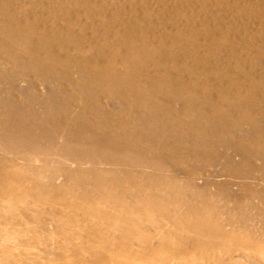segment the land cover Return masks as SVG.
Segmentation results:
<instances>
[{
	"label": "bare ground",
	"instance_id": "obj_1",
	"mask_svg": "<svg viewBox=\"0 0 264 264\" xmlns=\"http://www.w3.org/2000/svg\"><path fill=\"white\" fill-rule=\"evenodd\" d=\"M25 2L0 0V82L5 83L4 87H0V95L6 93L7 100L4 103L7 104L3 105V108L7 107L6 112H9L6 114L8 120L0 129V153H11L16 158L8 159L0 154V173L3 176L0 180L7 177L9 180L14 179L13 186L9 189L16 190L18 179L22 182L26 179L28 184L32 183L31 186L37 188V171L32 166L23 165V168L20 166L23 162L19 163V157L23 155L25 162L30 161L25 153L27 148H33L38 156H44L51 147L54 149V162L62 166L55 177L42 182L43 186L38 192H65L63 185L55 183L59 175H64L65 182L74 184L73 186H77L75 184L79 177L91 179L77 186V196L80 197L90 194L85 190L90 184L92 188H96L99 182H122L126 179L133 182L143 181L139 192L125 191L127 199L120 201V208L133 198L147 200L151 197V186L164 182L166 176L163 171L171 169L170 164L174 165L175 161L176 165L182 167L186 161L201 163L204 162L201 159L204 156L223 160L222 157L228 158L225 151H239L246 162L258 159L264 163V85L257 86L253 82L255 78H249L252 82L250 80L248 86L225 80L231 72L230 65L237 63L239 71L243 72L244 62H248V65L250 63L248 59L242 61V58L236 55L239 53V39L232 36H235L236 31L241 34V29L236 26L225 28L228 30L223 33L224 40L216 37L219 40L202 43L199 35L204 33L206 36H213L214 31H200L201 34L192 27L187 28L188 24L185 25L187 22L184 21L178 24V27L173 26L179 29L177 33L180 36H175L176 33L168 30L171 27L165 26L164 29V26L156 25L146 16H141L140 19L138 9L135 12L137 15L129 17L135 18L132 19V28L135 29L115 27L117 31L114 32L112 40H109L107 37L112 28L110 25L119 24L123 14L128 12L122 10V5L116 7L118 13L106 15L104 11L101 12L102 9L95 7L98 4L93 0H76L71 6L64 3L68 15L67 26L64 27L58 22L49 25L39 19L40 17L31 21L28 14L15 13L13 9L17 10V6L21 4L26 5ZM228 8L227 5L221 6L225 11ZM239 10L237 9L236 17L232 21L233 24L238 23V26L243 17ZM72 12L75 14L74 18H77V25L85 21L81 32L75 31L77 28L72 23ZM214 16L211 19L213 22L217 19ZM218 18H221V15ZM140 20L146 27H138ZM99 22H104L107 27H103L105 34L102 38L107 40L105 42L109 45L108 50L105 44H97L101 43L99 32L103 30L100 31V28L93 24L99 25ZM90 25L93 26L92 31H89L92 27ZM261 25H264V22ZM87 38L92 39L94 43L87 45ZM246 38L255 39L254 34L247 30ZM168 39H171L172 45H168ZM173 49H179V57L186 62L187 70L179 69L175 64L178 63V54H175ZM217 49L219 50L216 51ZM261 53L264 54V50ZM24 75L39 77L41 84H34L30 79L27 86L30 87L29 90L21 88L19 81ZM74 75H78L77 83L73 80ZM187 77L191 80L188 81ZM37 86L44 89V93L38 97L33 92L39 91L35 88ZM36 104L43 105L44 108L37 109ZM257 115L261 116L260 119ZM170 118L174 120L170 131L171 139L178 147L185 149V153L177 158L173 157L166 145L167 140L161 136H167L168 132L157 130L165 128L166 121ZM44 125H47L48 129H43ZM151 138L156 141L151 142ZM246 146H251L253 152L248 151ZM221 147H224V151L217 156L216 151ZM71 148L77 149L70 152ZM104 149L111 154V160L103 159L101 151ZM164 153L170 157L168 164L164 163ZM59 158L62 163L58 162ZM66 159L75 161L79 165L78 171L64 174L66 167L63 160ZM87 163L89 168L82 167V164ZM208 163L209 165L202 167L208 170L210 162ZM49 165L50 163L46 162L44 166ZM22 170L26 171L23 173ZM195 180L196 178H192L187 181L188 191L194 193L195 200L204 198L213 204L217 195L207 191V186L211 185L210 179H207L203 186H198ZM9 189L4 188L1 193L4 195ZM21 191L23 193V190ZM30 193L36 197L41 195L34 191ZM221 195L229 197L227 203L233 200L226 189L222 190ZM28 197L33 196L28 194ZM241 201L249 203L247 198H241ZM242 205L244 204H239L238 208H242ZM189 206L190 212L195 213L196 208L191 204ZM229 209L231 207H227L225 211L230 212ZM233 223L237 225L238 221L234 220Z\"/></svg>",
	"mask_w": 264,
	"mask_h": 264
},
{
	"label": "rangeland",
	"instance_id": "obj_2",
	"mask_svg": "<svg viewBox=\"0 0 264 264\" xmlns=\"http://www.w3.org/2000/svg\"><path fill=\"white\" fill-rule=\"evenodd\" d=\"M25 1L26 5L21 4V6H17V10L13 9L15 13H19L18 15L28 14L31 21H36L40 17L39 19L49 25L58 22L64 27L67 26L66 19L68 16L66 15L65 4L71 6L74 4L73 2H76V0H65L67 2L64 0H54V2H52L53 0ZM93 1L98 4L95 7L102 9L101 12L104 11V14L107 13L106 15L118 13L116 7L119 8L121 5L122 10L128 11L127 14H123L124 16L119 24L114 23V27L110 25L112 28H110L107 37L109 40H112L117 28H132V19L135 20V18L129 17L137 15L135 12L138 9H140L138 14H141L140 19L141 16H146L156 25L164 26V29L165 26L171 27L168 30H171L173 34L176 33L175 36H180V34L177 33L179 29L173 26L178 27V24L184 23V21L187 22L184 23L185 25L188 24L186 25L187 28L192 27L201 34L209 29L214 31L213 36H206L204 33L199 35L202 43L213 42V39L217 41L218 38L224 40L225 38L222 37L224 31L226 32L229 28L236 26L237 29L242 31L241 34L236 31L235 36H232L239 39V53L236 55L241 57L242 61L248 59L250 63L248 65V62H244L243 72L239 71L237 63L230 65L231 72L225 80H228L229 83L232 81L237 85L244 84L248 86L250 80L255 78L253 82L257 86L264 85V54L261 53L264 50V25H261L264 22V20H261L264 19V8H262L264 0H215V2L214 0H195L196 2L192 0L190 2L189 0ZM206 3L209 8H207ZM99 5H102L104 9ZM124 5L125 7H123ZM222 5L229 6L228 10L221 9ZM256 5L259 7H256ZM178 6H181V8ZM209 9L210 11H208ZM237 9H240L238 12L243 16L241 18L243 22L240 21L239 26L238 23H232L236 17ZM182 11L186 14H183ZM54 13L55 15H53ZM35 14L36 17L33 18ZM70 14L74 15L72 23L77 28L75 31L81 32V26L85 21L83 20L80 25H77V18H74L75 14L73 12ZM206 15H209V17ZM213 15H215L214 18H217L214 20L215 22L211 20ZM220 15L221 18H218ZM225 18H228V20ZM250 18L254 21L249 20ZM170 21L175 24L172 25ZM140 22L139 28L146 27L141 20ZM204 22H207L206 25L203 24ZM247 22L249 23L246 24ZM244 24L246 26H243ZM93 25L99 27L100 31L103 30L99 32L101 43L97 44H105L106 49H110L105 42L106 39L102 38L105 34L104 29H107L104 22ZM185 25H183L184 28H186ZM115 27L117 28L115 29ZM225 28L228 29L225 30ZM92 30L93 26L89 28V31ZM142 30L140 29V31ZM246 30L254 34L255 39L246 38ZM219 42L222 44L221 40ZM86 43L88 45L94 42H92V39L87 38ZM167 43L172 45L171 39H168ZM230 45L229 43L228 46L230 47ZM173 51L178 54L176 59L178 63L175 64L178 65L179 69L185 68L187 70L186 62L182 57H179V49H173ZM1 70L0 68V75ZM254 73H258V75ZM251 75L252 77H250ZM30 79L34 84H41L39 77L24 75L19 81V86L29 90L30 87L27 88V86ZM231 79H234V81ZM73 80L77 83L78 75H74ZM187 80L189 81L191 78L188 79L187 77ZM216 81L218 82V80ZM1 86L4 87L5 83L0 82ZM35 88L39 90L33 91L36 97L44 93L41 86ZM6 100V93L1 94L0 129L8 120L7 107L3 108V105L6 106L7 104L4 103ZM35 107L37 109L44 108L40 104H36ZM98 108H100V105H98ZM257 117L260 119L261 116L257 115ZM166 123L165 128L157 130L168 132L167 136L163 134L161 136L167 140L166 145L172 152L173 157H180L185 153V149L178 147L170 135L174 120L170 118ZM42 128L46 130L48 126L44 125ZM154 141L156 140L151 138V142ZM250 147L246 146L248 151L253 152ZM48 149L44 156H38L34 153L33 148H27L25 153L31 162L28 160L25 162L23 160L24 155L19 157L21 159L19 163L23 162L20 165L21 167L25 168L23 165L32 166L37 171V188H33L32 183L28 184L26 179H24V182L18 179L16 182L20 185L15 182L16 190L9 189L13 186L14 179L9 180L7 177V180H0V264H264V163L262 161L250 159L246 162L239 151H225L228 158L222 157L223 160H214L210 156L209 159L204 156L201 158L204 162L201 163L199 161H186L182 167L176 165L175 161L174 165L170 164L171 169L168 168L163 171V175L166 176L164 182L151 186V197L149 196L147 200L133 198L121 209L118 205L120 201L126 198L127 193L125 191L139 192L140 187L143 186V181L133 182L126 179L122 182H99L96 188H92L90 184L85 189L90 192V196L80 197L77 196V186H80L81 182H88L90 178L79 177V181L75 184L77 186H73L74 184L65 182L64 175H59L56 178L57 180L55 179V183L60 186L63 185L66 188L65 192H60V190L55 193H50L47 190L43 193L38 192L37 190L43 186L42 182L53 177L62 167L60 163L54 162V156L52 155L54 149L51 147ZM76 149L71 148L70 152H75ZM89 150L91 149L89 148ZM223 151L224 147L216 151V153L218 152L217 156ZM0 152H2L1 146ZM101 153L103 159L111 160V154H108L107 150L104 149ZM167 153H164L166 158H164L165 161L163 160L166 164L171 161ZM0 154L8 159H16L11 153ZM61 160L59 158L58 162H61ZM206 160L210 162L208 170L206 167H202V165H209ZM63 161L66 167L64 174L78 171L79 165L75 161L68 159ZM46 162L50 165L44 166ZM104 165L106 166V163ZM82 167L89 168L90 165L88 163L82 164ZM25 171L22 170L23 173ZM0 177H3L2 173H0ZM41 178L43 180H40ZM192 178H196L195 182L198 186L205 185L206 180L210 179L211 185L207 186V191L209 194L217 195L213 204L204 198L195 200L194 193L189 192L190 190L188 191L187 187V181ZM4 188L9 189V192H5L6 194L3 195L1 192ZM224 189H226V192H230L231 197H233V200L229 203H227L229 197L221 195ZM21 190H23V193ZM29 191L41 193V195L36 197ZM217 193L221 194L218 195ZM28 194L33 197H28ZM241 198H247L249 203H243ZM189 204L196 208L195 213L190 212L189 208L191 207ZM239 204L244 205H242V208H238ZM227 207H231L230 212L225 211ZM234 220L238 221L237 225H234Z\"/></svg>",
	"mask_w": 264,
	"mask_h": 264
}]
</instances>
